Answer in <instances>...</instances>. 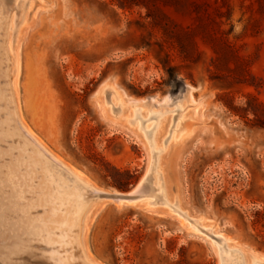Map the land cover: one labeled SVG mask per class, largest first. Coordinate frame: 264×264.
<instances>
[{
  "label": "rangeland",
  "instance_id": "374dc122",
  "mask_svg": "<svg viewBox=\"0 0 264 264\" xmlns=\"http://www.w3.org/2000/svg\"><path fill=\"white\" fill-rule=\"evenodd\" d=\"M20 29L11 123L83 192L127 193L146 177L154 157L130 113H166L148 181L159 195L145 193L155 206L96 198L86 262L233 264L238 249L264 264V0H29Z\"/></svg>",
  "mask_w": 264,
  "mask_h": 264
},
{
  "label": "bare ground",
  "instance_id": "6f19581e",
  "mask_svg": "<svg viewBox=\"0 0 264 264\" xmlns=\"http://www.w3.org/2000/svg\"><path fill=\"white\" fill-rule=\"evenodd\" d=\"M27 1L0 0V264H91L85 260L81 238H85L89 223L100 206L96 198L111 199L120 205L144 197L140 202L145 207L155 206L145 193L150 190L148 181L152 179L156 182L159 174L156 163L160 149L156 147L154 134L158 119L166 113L141 114L138 109L130 113V121L135 128L141 129L154 157V164L146 177L127 193H106L90 186L86 193L83 192L78 175L43 149L17 121L11 123L12 113L8 111L12 102L10 82L15 85L21 60L19 63L16 55L13 60L14 74L9 75L7 62L13 51L10 38L21 30ZM180 107L175 109V122L181 114ZM152 118L154 123H151ZM170 138L171 135L168 140ZM155 187L158 190L159 185ZM163 205L181 215L176 210V204L166 199ZM196 223L194 219L186 226L200 233L202 229H198ZM206 230L211 231L210 228ZM210 238L215 243L223 240L218 234H210ZM231 251H226V257L232 256L233 264H246L238 249ZM252 264H259V261L254 260Z\"/></svg>",
  "mask_w": 264,
  "mask_h": 264
},
{
  "label": "crops",
  "instance_id": "0c3cea01",
  "mask_svg": "<svg viewBox=\"0 0 264 264\" xmlns=\"http://www.w3.org/2000/svg\"><path fill=\"white\" fill-rule=\"evenodd\" d=\"M196 227H197V224H196ZM198 228V227H197ZM198 229H200V228H198ZM211 229V228H210ZM212 235V234H211ZM219 235V234H218ZM221 236V235H220Z\"/></svg>",
  "mask_w": 264,
  "mask_h": 264
}]
</instances>
